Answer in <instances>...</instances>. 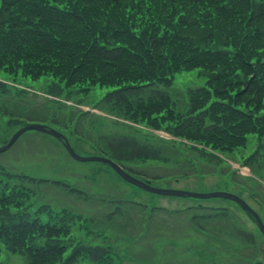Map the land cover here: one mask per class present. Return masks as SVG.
<instances>
[{"label":"trees","instance_id":"16d2710c","mask_svg":"<svg viewBox=\"0 0 264 264\" xmlns=\"http://www.w3.org/2000/svg\"><path fill=\"white\" fill-rule=\"evenodd\" d=\"M6 5L0 6V65L8 68L3 72L12 80L43 79L54 93L58 85L82 90L96 84V77L113 76V88L101 102L143 104L152 110L159 107L161 113L171 95L159 86L169 85L173 73L195 68L206 76L207 84L186 90V106L179 116H169L172 125L165 128L169 134L220 151L234 144L223 128L240 120L250 124L244 134L263 127L264 135V115L252 113L264 103V22L254 23L255 17H250L247 23L250 0H11ZM259 8L264 11L262 3ZM238 85L243 92L235 90ZM203 113L211 119L201 135ZM0 114L23 117L18 104L10 108L0 103ZM101 139L102 154L117 163L161 158L157 148L131 138ZM253 156L254 162L259 159L258 154ZM10 176L0 166V254L15 253L26 264H76L81 256L96 264L107 256L101 246L75 244L68 234L76 219H67V213L53 225L40 221L27 206L36 192L30 186L36 187V182L15 175L18 181L11 187L3 182ZM60 185L65 194L74 192L85 201L86 193ZM103 201L114 204L116 214L129 204L105 197ZM216 208L227 219V210ZM213 216L192 215L189 220L207 232L193 220ZM141 219L146 218L141 214ZM236 234L254 243L251 233L236 229Z\"/></svg>","mask_w":264,"mask_h":264},{"label":"rangeland","instance_id":"374dc122","mask_svg":"<svg viewBox=\"0 0 264 264\" xmlns=\"http://www.w3.org/2000/svg\"><path fill=\"white\" fill-rule=\"evenodd\" d=\"M6 1L11 0H2L0 6L6 5ZM250 1L253 5L250 12L249 8L246 11L247 23L250 17H255L254 23L264 22V11L259 8L260 3L264 5V0ZM6 70V66L0 65V103L10 108L18 104L21 115H28L23 121L26 124L48 126L63 133L79 156H101L102 136L131 138L161 152L159 159L119 163L138 180L149 181L159 189L234 194L258 215L264 225L263 127L258 133L244 134L243 131L250 126L244 119L223 128L234 142L223 151L202 147L186 137L171 138L165 130L172 125L168 122L169 116L177 117L180 109L186 106V89L207 84L206 76L200 70H179L171 75L169 85L159 86L171 94L161 113V108L152 110L153 107L146 108L143 104L124 106L101 102L105 93L113 88L110 81L115 78L113 76L96 77V84L82 90L58 85L56 94L59 96L54 98L44 93L48 91V83L43 79L17 77L12 80L14 77L3 72ZM101 81L109 87L98 83ZM240 88L238 85L235 90L243 92ZM260 107L252 112L256 113L254 116L264 115V103ZM47 108L50 115L55 113L60 123L41 118L46 115ZM80 110H88L89 114L81 116ZM243 112L250 118L248 112ZM203 114L205 121L199 132L201 135L206 130L204 125H208L211 119L210 114ZM62 125H67L68 130ZM23 126L19 121L0 117V146ZM254 153L259 157L255 162L253 157L257 156H253ZM246 161L251 164L246 165ZM0 164L12 176L3 180L11 187L18 181L15 175L35 178L31 183L36 182L37 186L30 188L36 192L31 194L27 206L40 221L53 225L54 219L61 222V216L67 213V219L70 216L76 219L68 234L75 244L101 246L108 251L107 256L96 264H264V236L255 221L232 201L168 197L142 191L124 183L106 164L71 159L57 140L34 131L25 132L13 146L1 153ZM58 183L84 191L85 201L74 192L65 194L66 189ZM104 197L125 200L129 204H123L116 214L113 212L116 206L111 202L104 205ZM134 201L144 206H138ZM203 206L210 208H196ZM216 207L227 210V219L219 216L222 212ZM176 208L187 209L173 212ZM149 213L152 215L148 217ZM141 214L146 219H141ZM214 214L216 216L211 218L193 220L207 232L197 230L189 220L192 215ZM236 229L251 233L254 243L248 244L241 239L242 236L238 237ZM0 263L26 264L24 258L8 251L0 254ZM76 264L91 263L81 256Z\"/></svg>","mask_w":264,"mask_h":264},{"label":"water","instance_id":"95a60500","mask_svg":"<svg viewBox=\"0 0 264 264\" xmlns=\"http://www.w3.org/2000/svg\"><path fill=\"white\" fill-rule=\"evenodd\" d=\"M28 130H35V131H39L42 133H46L49 134L53 137H55L58 140H61L63 142V146L65 148V150L67 151V153L75 160L80 161V162H92V161H97V162H102L105 164H108L122 179H124L125 181L129 182L130 184H133L139 188H142L146 191L152 192V193H156V194H163V195H170V196H187V197H195V198H211V197H220V198H225V199H229L231 201L236 202L237 204L240 205V207L248 212L251 213L254 218L257 221V225L259 230L261 231V233L264 235V227L261 224V222L259 221V219L257 218V216L254 214L253 211H251L246 204L241 201L239 198H237L235 195L229 194V193H222V192H214V193H206V194H197V193H189V192H183V191H176V190H161V189H155L150 187L147 183H143L140 182L136 179L131 178L130 176H128L127 174H125L122 169L120 167H118L117 165H115L113 162L101 158V157H80L78 155H76L72 149L70 148V146L67 144L65 138L55 132L52 129H48L46 127L43 126H39V125H27L25 127H22L21 129H19L17 132H15L12 137L10 138V140L7 142V144H5L4 146L0 147V153L5 151L6 149H8L13 142L17 139V137L22 134L25 131Z\"/></svg>","mask_w":264,"mask_h":264}]
</instances>
